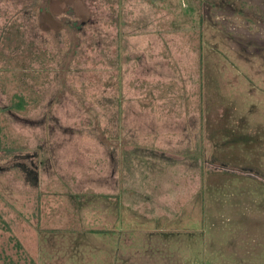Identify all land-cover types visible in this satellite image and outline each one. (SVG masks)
Masks as SVG:
<instances>
[{"label":"rangeland","instance_id":"obj_1","mask_svg":"<svg viewBox=\"0 0 264 264\" xmlns=\"http://www.w3.org/2000/svg\"><path fill=\"white\" fill-rule=\"evenodd\" d=\"M102 197L114 264H264V0H0V264Z\"/></svg>","mask_w":264,"mask_h":264},{"label":"crops","instance_id":"obj_2","mask_svg":"<svg viewBox=\"0 0 264 264\" xmlns=\"http://www.w3.org/2000/svg\"><path fill=\"white\" fill-rule=\"evenodd\" d=\"M114 198L102 197L95 198L98 199L96 201H90L91 199L83 201L82 208L74 206L76 210L73 209L72 215L67 211L62 214L59 209L44 211V218L39 226V236L35 237L31 243L26 241L28 239H24L26 244L33 248L29 254H34V264H114L117 262L121 245H125V248L130 251L134 240L133 238L122 240L120 230L116 229L125 222L115 210L117 204ZM88 203L90 208L84 207V204ZM74 223L80 226L73 225ZM98 225H105V227ZM120 227L122 229V226ZM90 232L96 234H90ZM92 238L95 240L98 238V245L101 244L98 254L96 253L97 245L89 244V239ZM74 255H81L79 261L75 260Z\"/></svg>","mask_w":264,"mask_h":264}]
</instances>
